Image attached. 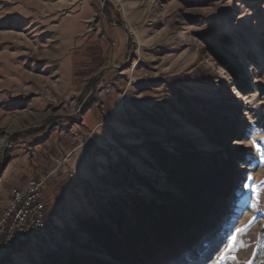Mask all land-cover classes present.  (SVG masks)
I'll list each match as a JSON object with an SVG mask.
<instances>
[{
    "label": "rangeland",
    "instance_id": "rangeland-1",
    "mask_svg": "<svg viewBox=\"0 0 264 264\" xmlns=\"http://www.w3.org/2000/svg\"><path fill=\"white\" fill-rule=\"evenodd\" d=\"M220 47L236 55L245 93ZM216 126L226 151L203 132ZM178 141L234 155L221 240L203 264L234 235L226 264H264V0H0V202L44 178L56 230L2 264L109 262L79 224L114 228L135 201H155L149 188L174 193L152 153L177 154ZM205 235L166 264H198Z\"/></svg>",
    "mask_w": 264,
    "mask_h": 264
},
{
    "label": "trees",
    "instance_id": "trees-1",
    "mask_svg": "<svg viewBox=\"0 0 264 264\" xmlns=\"http://www.w3.org/2000/svg\"><path fill=\"white\" fill-rule=\"evenodd\" d=\"M220 51L228 56L225 66L232 73L234 84L245 93L247 76L236 55L226 48L220 47ZM203 132L210 144L226 151L229 138L220 127L206 128ZM174 149L177 154L156 146L152 153L166 186L174 193L149 188L155 201H135L127 223L122 225L120 221L114 228L91 219L79 224L89 244L94 246L93 251L109 262L97 257L71 256L62 260L53 258L44 264H166L206 232L205 240L200 241L202 245L191 254L192 260L203 264L221 240L215 226L224 211V192L229 186L234 155L227 153L225 158H219L217 152L206 155L181 141Z\"/></svg>",
    "mask_w": 264,
    "mask_h": 264
},
{
    "label": "built area",
    "instance_id": "built-area-1",
    "mask_svg": "<svg viewBox=\"0 0 264 264\" xmlns=\"http://www.w3.org/2000/svg\"><path fill=\"white\" fill-rule=\"evenodd\" d=\"M45 189L46 179L31 180L11 188L7 200L0 202V264L23 247L55 238V224L46 210Z\"/></svg>",
    "mask_w": 264,
    "mask_h": 264
},
{
    "label": "snow or ice",
    "instance_id": "snow-or-ice-1",
    "mask_svg": "<svg viewBox=\"0 0 264 264\" xmlns=\"http://www.w3.org/2000/svg\"><path fill=\"white\" fill-rule=\"evenodd\" d=\"M256 220V217H253L252 220H250L248 223L251 224ZM247 227V226H246ZM245 231V228H239L237 229V233H242ZM236 239L237 237L234 235L231 237L230 241L228 242V244L225 247L224 252H222L220 254V256L218 257L216 264H226V262L231 259L233 261H236L237 258L236 256H229V253L233 252L235 249V244H236ZM238 264V262H237ZM249 264H251V262H249Z\"/></svg>",
    "mask_w": 264,
    "mask_h": 264
},
{
    "label": "crops",
    "instance_id": "crops-1",
    "mask_svg": "<svg viewBox=\"0 0 264 264\" xmlns=\"http://www.w3.org/2000/svg\"><path fill=\"white\" fill-rule=\"evenodd\" d=\"M23 186H24V185H23ZM19 187H22V186H19ZM8 195H9V192H8V194H7V195H5L4 197L2 196V197H3V199L5 198V199H4V201H5V200H7V198H8Z\"/></svg>",
    "mask_w": 264,
    "mask_h": 264
},
{
    "label": "water",
    "instance_id": "water-1",
    "mask_svg": "<svg viewBox=\"0 0 264 264\" xmlns=\"http://www.w3.org/2000/svg\"><path fill=\"white\" fill-rule=\"evenodd\" d=\"M104 72L105 71L100 72L99 75L96 78L100 77ZM92 91H93V89H92Z\"/></svg>",
    "mask_w": 264,
    "mask_h": 264
}]
</instances>
